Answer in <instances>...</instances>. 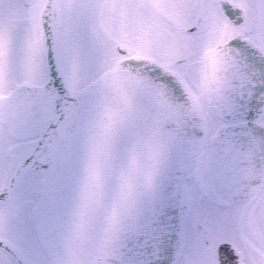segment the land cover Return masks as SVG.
<instances>
[{"label": "snow or ice", "instance_id": "1", "mask_svg": "<svg viewBox=\"0 0 264 264\" xmlns=\"http://www.w3.org/2000/svg\"><path fill=\"white\" fill-rule=\"evenodd\" d=\"M0 264H264V0H0Z\"/></svg>", "mask_w": 264, "mask_h": 264}]
</instances>
